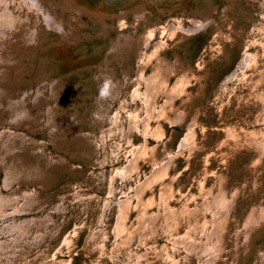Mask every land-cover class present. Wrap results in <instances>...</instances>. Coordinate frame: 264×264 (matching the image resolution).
<instances>
[{
    "label": "bare ground",
    "instance_id": "obj_1",
    "mask_svg": "<svg viewBox=\"0 0 264 264\" xmlns=\"http://www.w3.org/2000/svg\"><path fill=\"white\" fill-rule=\"evenodd\" d=\"M20 1L0 0V114L9 115L6 118L0 116V169L5 174L2 183L0 181V264L23 263L22 258L31 251H40L38 248L45 239L57 233L56 218L67 210L65 205L68 204L63 205L60 194L50 189L73 174L71 168L77 167L64 165L68 158L63 153L85 161L102 154L107 144L105 123L110 117L119 134L123 127L125 133L129 128L134 137H142L138 146L134 138L128 141L134 146L129 164L125 169L119 166L112 171L111 181L114 183L115 177L120 176L129 179L145 158L152 165L151 175L148 174L144 181L138 179L133 190L135 194H127L128 190H124V198L117 202L114 199L116 188L112 185L111 196L106 201L105 217L109 211L115 214L119 239L135 240L142 234H136L135 223L130 228V213L136 202L137 212L141 210L142 196L147 190H154L158 184L163 191L168 190L171 182L166 179L168 168L178 152L170 150L168 144L165 147L162 143L151 144L149 139L154 137L160 142L166 131L163 120H169L173 127L188 126V134L181 146L189 145L194 134V123L186 121L185 111L178 106L177 100L181 99L186 105L185 96L190 95L188 86L196 73L193 65L186 63L175 47L186 48L187 41L197 30L211 25L213 18L208 15L216 11V5L213 0H48L54 9L62 7L75 13V17L99 21L104 27L102 34L108 36L111 43L109 48L96 42L85 44L83 39L91 40L93 35L85 33L84 37H79L74 30H67L64 20L53 16L40 0ZM24 4L27 11L30 10L26 15L19 13L21 8L25 9ZM177 7L203 18H191L194 27H186L184 20L178 17L167 25H149L147 12L150 8L166 14ZM31 14L43 20L50 32L45 28L43 33L39 32L37 22L30 26ZM131 16L134 20L130 23ZM106 18L119 20L118 41L111 37L109 30L113 26L105 21ZM67 47L72 52L61 55L60 50L67 52ZM170 49H173L171 57ZM40 50H43L41 55ZM245 54L248 59L234 69L238 77L251 63L253 53L246 51ZM105 82H109L108 95L101 97L100 90ZM128 95L135 105L125 98ZM160 97L164 99L162 105L158 101ZM123 111L127 112V117ZM37 133H42L58 154L47 148L46 140L33 136ZM102 169L94 176L106 181L109 173ZM55 197H58L57 201ZM215 205L214 226L206 222L199 233L190 229L183 237H177V243L184 244L200 258L208 252L209 260L213 259L220 243L221 214L230 207L227 201H216ZM84 207L80 209L85 210ZM158 215L146 212L143 225L155 223ZM102 230L96 238L99 237V243L105 247L102 239L106 233ZM175 230L177 227L171 233ZM66 242L71 240L67 238ZM163 250L165 257L177 264V248L174 255L167 247ZM159 251L157 248L154 253L151 248L136 252L135 261L160 264L156 260ZM63 263L69 264L68 261Z\"/></svg>",
    "mask_w": 264,
    "mask_h": 264
},
{
    "label": "rangeland",
    "instance_id": "obj_2",
    "mask_svg": "<svg viewBox=\"0 0 264 264\" xmlns=\"http://www.w3.org/2000/svg\"><path fill=\"white\" fill-rule=\"evenodd\" d=\"M40 1L52 11L53 16L64 20L67 30H74L79 37H84L85 33L93 35L91 40L83 39L85 44L96 42L102 47L111 48L108 36L102 34L104 27L99 21L75 17V13L62 7L54 9L48 0ZM213 1L216 11L208 15L213 18L211 25L197 30L187 41L186 48L175 47L180 57L193 65L196 73L188 86L190 95L185 96L186 105L181 99L177 100L178 106L185 111L186 121L194 123V134L189 145L181 146L188 134V126L181 124L173 127L169 120H163L166 131L160 142L154 137L149 139L151 144L162 143L163 147L168 144L170 150L178 152L168 168L169 177L166 176V179H171L168 190L163 191L161 184L152 191L147 190L142 196L144 202L141 210L137 212L136 202L130 213V228L135 223L136 234L142 235L130 241L121 237L119 239L115 214L109 211L105 217L106 201L111 196L112 185L116 188L114 199L118 202L121 197L124 198V190H128L127 194H135L133 190L137 187L138 179L144 181L152 171L151 162L145 158L140 161L139 170L129 179L120 176L115 177L114 183L111 181L112 171H116L119 166L125 169L129 164L134 146L128 141L134 138L138 146L142 137H134L129 128L125 133L123 127L122 134H119L115 124H111L110 117L105 123L107 144L102 154L85 161L63 153L68 158L64 165L74 164L77 167L71 168L74 173L50 190L60 194L63 205L68 204L65 205L67 210L56 216L57 233L45 239L38 248L40 251H31L21 262L139 264L135 261L136 252L154 248L156 253L159 248L156 260L160 264H172L169 257H165L163 247H167L171 255L175 254L177 248V264H264V151H261L264 147V0ZM23 7L25 9L21 8L19 13L26 15L30 12L25 4ZM197 16L178 7L166 14L155 8L147 12V20L152 27L156 24L167 25L176 17L182 18L186 27H194L191 18ZM197 18L202 20L203 17ZM129 20L133 22L134 17L131 16ZM105 21L114 27L109 30L111 37H116L120 30L119 20L106 18ZM35 22L38 31L43 33L45 22L40 21L36 14H31L30 26H34ZM117 37L116 41L119 39ZM67 49V52L60 50L61 55L72 52L70 47ZM43 50L39 51V55ZM172 50H168L170 57L173 55ZM13 51L17 56L20 55V52ZM246 51L253 53L251 63L241 70L238 77L234 69L248 59ZM163 97L158 99L160 105L164 101ZM125 98L135 105L130 95ZM0 116L9 115L2 112ZM124 116L127 117V112H124ZM33 136L40 140L47 139L42 133ZM46 141L47 148L58 154L55 146L49 140ZM100 169L109 173V179H96L94 175H99ZM4 177L0 169L1 183ZM76 190L79 192L76 193ZM57 199L55 197L54 200ZM216 201H227L230 207L221 214L220 243L213 259L209 260L206 257L208 252L200 258L184 244L177 243V237H183L190 229L199 233L206 222L214 226ZM79 207L86 209L81 210ZM146 212L159 214L158 220L144 226L142 218ZM176 227L177 230L171 233ZM101 229L102 233H106L102 239L106 243L105 247L99 243L100 238H96ZM67 238L71 240L70 243L66 242ZM141 240L146 241L141 245ZM206 243L205 238L207 250ZM184 256L186 259L183 260Z\"/></svg>",
    "mask_w": 264,
    "mask_h": 264
},
{
    "label": "clouds",
    "instance_id": "obj_3",
    "mask_svg": "<svg viewBox=\"0 0 264 264\" xmlns=\"http://www.w3.org/2000/svg\"><path fill=\"white\" fill-rule=\"evenodd\" d=\"M108 91H109V82H105V84L103 85V87L100 90V96L101 97L107 96Z\"/></svg>",
    "mask_w": 264,
    "mask_h": 264
}]
</instances>
